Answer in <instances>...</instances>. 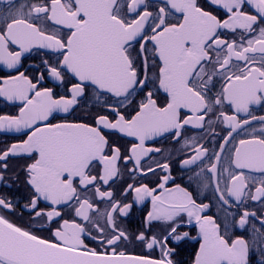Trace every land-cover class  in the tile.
<instances>
[{"label":"snow or ice","instance_id":"1","mask_svg":"<svg viewBox=\"0 0 264 264\" xmlns=\"http://www.w3.org/2000/svg\"><path fill=\"white\" fill-rule=\"evenodd\" d=\"M0 5V66L17 73L0 77V99L22 105L0 115V133L27 137L0 147V180L9 158L25 159L24 208L39 225L11 221L4 213L14 214L18 201L0 197V264H180L177 247L190 239L199 244L191 264H251L253 252L264 264V115L252 111L264 105V0ZM33 50L48 58L30 77L21 68ZM49 78L70 95L44 87ZM89 85L106 97L90 122L52 123L75 111ZM164 137L179 147L149 146ZM145 201L143 227L128 233L122 220ZM213 206L223 223L207 214ZM230 225L250 227V239L233 238ZM193 226L198 237L180 232ZM133 243L158 254H132Z\"/></svg>","mask_w":264,"mask_h":264},{"label":"flooded vegetation","instance_id":"2","mask_svg":"<svg viewBox=\"0 0 264 264\" xmlns=\"http://www.w3.org/2000/svg\"><path fill=\"white\" fill-rule=\"evenodd\" d=\"M0 7H3L0 5ZM250 12L252 11L251 8L248 9ZM214 14H219L221 18H224L223 12H216L214 10ZM173 30L169 29V33H171ZM182 31V30H177ZM229 39H232V35L230 33H226ZM42 58H48L47 53H42L39 50H33L30 54H25V58L22 60L23 67L21 68V71H25L27 75L32 77L33 75H36L37 69L40 67L41 59ZM186 60L189 58H185ZM15 72H10L9 70L3 68L0 66V77H7L9 75H16ZM72 82H76L74 79ZM44 87H51L53 88L54 92L58 95H65L69 96L70 93L68 92V85L63 82H53L50 78L46 79ZM106 97H97L96 92L93 91L92 86L89 85L87 87L86 93L78 98V106L75 107V111L70 110L69 114H63V113H56L57 119L52 120V123H59L63 122L64 120L68 121H75L78 119H85L86 122H90L91 114L96 113L101 109L103 106V101ZM139 99V97H138ZM114 102V101H113ZM22 105L19 102H7L3 99H0V115H16L18 114L19 107ZM252 111L256 116L264 115V105L261 106H252ZM256 127H259V125H255ZM218 132L220 129H216ZM187 136H194V135H200V133L188 131L186 132ZM27 137L25 135L16 134V133H0V147H4L5 145H11L13 143L20 142L23 139H26ZM113 138L118 140L119 143L122 144H128L132 138H123L116 136L113 134ZM134 142V141H132ZM150 147H158L165 151H171L174 148L179 147V145H175L172 143L171 137H164L160 139L156 144H150ZM156 159H159V157H155ZM31 162V161H28ZM8 171L6 173H3V178L0 180V197L6 196L10 199L18 201V204L16 205L15 213H4L11 221L15 222L18 226H21L23 228L32 227L36 228L38 227V222L33 220V217L30 215L29 211L24 208V205L26 201L29 198V191L30 189L25 184V175L24 172L21 170L26 161L23 158H9L8 160ZM73 163L81 164L83 163L82 156H76L73 160ZM121 169L124 171L125 178L127 177V172L124 170L123 164H121ZM129 168L131 165L128 166ZM176 179V183L182 184V186L187 187L188 185L184 183L179 177L181 175H187L182 174L179 170H176L172 173ZM154 180V177L148 176L145 178L144 182L150 183ZM240 185V181H237L233 187L237 188ZM123 184H121L119 181H117V184L114 185L115 190L119 192L123 188ZM190 191L193 190V188H189ZM132 197L129 196L128 200L125 202H131ZM211 201V194H208L204 197L203 202H210ZM41 208H46L47 205L45 203H42L40 205ZM101 207H104V205H101ZM248 207L251 210H257L259 209L260 205L259 203H252L249 202ZM151 209V203L150 201H145L144 204L134 206L131 211L130 215L127 219L122 220V224L127 228L128 233H137L142 227L143 223L146 217L147 211ZM208 215H216L218 222L223 223L224 216L223 213H218L217 208L213 206L211 212H207ZM69 218V217H65ZM251 223H256V221H250ZM256 226L259 227V224L256 223ZM55 227V225H53ZM159 227L155 228L154 231H159ZM183 231H189L192 237H198L199 232L198 228L193 226L187 229H180V232ZM249 231L250 227L246 228L245 230H240L238 227H234L230 225L229 229V235L236 237H242L245 239H250L249 237ZM42 236H48L49 233L47 231H42L39 233ZM90 246H95L94 244H90ZM129 248L132 251V254L135 255H148L151 253L152 255L158 254V249L156 252H152V250L147 249L144 246H141L139 244H129ZM199 248V244L195 239H190L186 242H181V245L177 247V255L174 257L175 260L179 261L180 264H191V261L194 257L195 251H197ZM257 258L258 253L253 252L250 255L251 264H257Z\"/></svg>","mask_w":264,"mask_h":264}]
</instances>
